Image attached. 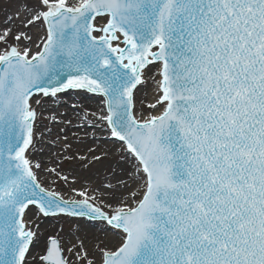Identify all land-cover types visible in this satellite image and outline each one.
I'll list each match as a JSON object with an SVG mask.
<instances>
[{"label":"snow or ice","instance_id":"6c2138e0","mask_svg":"<svg viewBox=\"0 0 264 264\" xmlns=\"http://www.w3.org/2000/svg\"><path fill=\"white\" fill-rule=\"evenodd\" d=\"M18 2L25 20L0 29V264H28L30 206L121 233L91 251L85 228L78 245L49 237L38 264H264V0ZM150 65L159 71L147 107L159 114L141 120L134 92ZM70 89L105 98L96 118L137 163L118 178L123 189L104 186L123 205L111 214L95 195L46 192L25 155L35 106Z\"/></svg>","mask_w":264,"mask_h":264},{"label":"bare ground","instance_id":"6f19581e","mask_svg":"<svg viewBox=\"0 0 264 264\" xmlns=\"http://www.w3.org/2000/svg\"><path fill=\"white\" fill-rule=\"evenodd\" d=\"M33 31L30 35H33L35 39L45 34L41 28H35ZM36 42L39 43L37 39ZM33 52H35V48ZM62 95L65 94L59 95L57 99L46 98L39 106L34 105L38 112V119L34 129L33 147L30 148L27 157L33 165L37 163L41 165L39 169L34 168V171L38 182L42 187H45L46 192L61 195L64 201L69 202L82 199L76 195L78 192L95 195L101 202V206L105 203L111 205L107 208L111 214L113 208L123 205L119 195L113 201L111 199L112 189L106 190L104 186L112 184L123 189L118 178L124 176L128 169H135L137 163L127 153V159L122 163L113 162L121 151H116L117 146L111 143L110 131L104 128L106 122L96 118L105 114L103 110L106 105L103 99H100V102L99 99L89 98L85 93H79V98L73 97V95L70 98H60ZM39 120L47 125L42 127L38 123ZM89 149L93 151H89ZM97 155L101 157L100 160L95 159ZM64 162L70 166L67 180L61 178L64 177L60 171L61 164ZM50 169H55V172L49 171ZM124 199L128 200L130 197L126 195ZM24 221L28 228L37 233L38 237L27 258L28 264H38L36 258L43 254L46 241L49 237H56L59 229L55 223L42 221L36 207L25 214ZM61 221H65V219H60ZM83 222L82 220H77L76 223L74 221L63 222L70 230V236L61 238L65 242V247H68L69 243L78 245L74 236L80 228H85L87 231L89 239L85 240V247L89 251L93 245L99 248L104 245L112 246L118 242L121 235L119 230L109 229L107 231V226L101 224L99 227L90 228L91 226H86ZM81 239H84L83 234H81ZM77 250L79 249L77 248ZM95 259L98 262L99 257L97 256Z\"/></svg>","mask_w":264,"mask_h":264},{"label":"rangeland","instance_id":"374dc122","mask_svg":"<svg viewBox=\"0 0 264 264\" xmlns=\"http://www.w3.org/2000/svg\"><path fill=\"white\" fill-rule=\"evenodd\" d=\"M71 3H73V4L76 3V0H71ZM37 7H39V6H37ZM28 11H29L28 5H25L24 7H21V4L18 2V0H0V29H3V28L8 27V26H11L13 28V31L15 32L17 30V25L21 24V22H23L25 20L26 13ZM9 18H11L10 22H9ZM40 28L43 29L42 27H40ZM34 29L35 28L32 29L31 33L34 32L33 31ZM37 29H39V28H37ZM19 30L20 31H25V29H23V28H20ZM32 37H33V40L31 42L32 49L35 48V52L39 51V49H37L36 46H35L36 43H38V42H36V39H35V37L33 35H32ZM20 47L23 48L24 45L21 44ZM79 93H85L89 98L99 99L97 97L89 95L86 91H72L71 95H73V97L79 98V96H78ZM59 95L61 96V94H58L57 97H59ZM70 96L67 97V95L65 94L64 96L62 95V97H60V98H64V97L65 98H70ZM47 99H49V98H47ZM100 102H101V100H100ZM38 123L42 127L47 125V124L43 123L41 120H39ZM104 128L109 130V128H108L106 123L104 124ZM106 133H107V130H106ZM107 141H110V140H107ZM111 143L114 144L115 146H118V143H116V142H112L111 141ZM126 157H127L126 152H122L121 151L119 156H116L115 159L113 160V162H116V163L120 164V163H122L123 160L127 159ZM106 163H110V162H106ZM61 165H62L61 170H60L61 173L63 174L64 177H69L68 173L70 171V166L66 162L62 163ZM49 177L52 178V176H49ZM40 217L42 218V221L49 222V223H55V226L59 229L58 235L56 236L59 239H61L63 237L70 236V230H68V227H66L63 224V222H73L74 221L76 223V221H77V219L66 218V217H63V216H59L57 219H54V220H49L48 217H44L41 214H40ZM45 219H47V220H45ZM60 219H65V221H61L60 222ZM83 224L86 225V226H89V227L91 226L90 228L95 227V225H93L92 222H87V223L83 222ZM99 224H101L102 226H107V225H105L104 222H99ZM107 227L109 228V226H107ZM107 231H109V229Z\"/></svg>","mask_w":264,"mask_h":264},{"label":"water","instance_id":"95a60500","mask_svg":"<svg viewBox=\"0 0 264 264\" xmlns=\"http://www.w3.org/2000/svg\"><path fill=\"white\" fill-rule=\"evenodd\" d=\"M106 23H107V18H100L99 20L96 21V23H95L94 26L95 27H104L106 25ZM93 35L94 36H99L101 34L100 33H94ZM114 42L115 41H113V43ZM114 46H116V45H114ZM117 46L122 47L123 45H122V43H120L118 41L117 42ZM158 71H159V69L155 65H153V66L151 65L148 68H146L145 69V74H146V78H147L146 79V84L143 85V86H139L138 87V90L136 92H134V101H135V105H136V107L134 109V113L137 114L138 117L141 120H143L144 118H146L149 114H159V113L156 112V110H154V109L153 110H150L147 107L148 104L155 103L156 98H157V85L153 81V73H158ZM155 79L158 80L159 79V76L157 75L155 77ZM74 91H84V90H74ZM71 94H72V91H69L66 95H67V97H69ZM56 99H57V97H56ZM160 110L162 111L163 109L161 108ZM33 128L35 129V124H34ZM110 140H111V136H110ZM26 158H28L27 157V153H26ZM43 188L45 189V187H43ZM45 191H46V189H45ZM53 194L56 195L55 193H53ZM56 196H58V198H60L61 200H63L61 198V195H56ZM31 210H32V208L28 209L27 212L28 211H31ZM24 217H25V215H24ZM58 217L59 216H57V217H50V218L48 217V219L49 220H54V219H57ZM74 219H76V218H74ZM99 222H103V221L92 222V224L95 225V227H99ZM34 245H35V240H34ZM32 248H31V250H32Z\"/></svg>","mask_w":264,"mask_h":264}]
</instances>
